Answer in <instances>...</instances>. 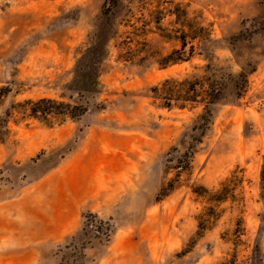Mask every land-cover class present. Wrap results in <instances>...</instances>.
I'll list each match as a JSON object with an SVG mask.
<instances>
[{
	"label": "rangeland",
	"instance_id": "obj_1",
	"mask_svg": "<svg viewBox=\"0 0 264 264\" xmlns=\"http://www.w3.org/2000/svg\"><path fill=\"white\" fill-rule=\"evenodd\" d=\"M263 166L264 0H0V264H264Z\"/></svg>",
	"mask_w": 264,
	"mask_h": 264
},
{
	"label": "trees",
	"instance_id": "obj_2",
	"mask_svg": "<svg viewBox=\"0 0 264 264\" xmlns=\"http://www.w3.org/2000/svg\"><path fill=\"white\" fill-rule=\"evenodd\" d=\"M104 54L105 43L99 41L98 36H96L77 59L73 70V79L70 85L76 91L79 101L83 99L84 94L91 95L95 93L98 85L97 78ZM170 59L174 60L172 58V53L168 55V60ZM21 105L24 106L29 117L41 119H46L51 115H67L71 118H76L81 116L87 110V106L81 102L72 104L44 97L36 100H26ZM205 112L209 114L208 109H205ZM262 173H264V166ZM169 188H171L170 184L167 190H169ZM85 218V226H93V224H95L97 229L101 227V222L97 221L93 215L89 214Z\"/></svg>",
	"mask_w": 264,
	"mask_h": 264
},
{
	"label": "crops",
	"instance_id": "obj_3",
	"mask_svg": "<svg viewBox=\"0 0 264 264\" xmlns=\"http://www.w3.org/2000/svg\"><path fill=\"white\" fill-rule=\"evenodd\" d=\"M26 228H28V227H26ZM26 230H27V229H26ZM39 232H41V229H39L38 227L35 228V234L37 235Z\"/></svg>",
	"mask_w": 264,
	"mask_h": 264
}]
</instances>
